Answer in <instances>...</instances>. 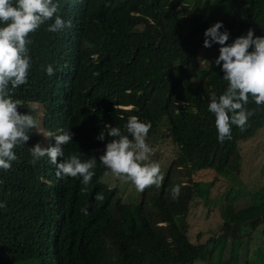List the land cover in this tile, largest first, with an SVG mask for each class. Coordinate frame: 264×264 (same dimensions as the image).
<instances>
[{
  "label": "trees",
  "instance_id": "16d2710c",
  "mask_svg": "<svg viewBox=\"0 0 264 264\" xmlns=\"http://www.w3.org/2000/svg\"><path fill=\"white\" fill-rule=\"evenodd\" d=\"M53 2L71 27L51 33L47 27L53 21H48L29 35L28 82L12 97L38 104L42 129L54 135L71 130L73 142L64 146V159L95 156L97 166L85 191L80 177L57 178L47 158L33 165L29 148L43 145L45 138L31 130L26 145L14 149L11 170H0V202L5 204L0 208V264H264V239L256 242L252 257L243 250L264 223V183L247 191L240 207V189L230 186L217 232L204 242H192L187 234L193 206L198 200L204 204L218 176L237 180L238 142L264 124V105L250 97L246 107L254 115L246 129L232 126V139L218 142L207 106L210 94H222L227 82L219 66L197 68L201 49L221 47L204 48V32L220 21V31L230 34L228 44L249 29L264 36V0ZM49 64L52 76L44 71ZM132 116L151 122L147 143L167 139L176 151L161 187L138 192L132 186V194L123 195L103 182L107 170L98 159L111 138L107 133L104 141L96 137L105 124L123 131ZM161 120L164 129L157 134ZM54 145V139H46L44 147ZM204 170L214 172L208 181L197 178ZM175 185L181 190L174 200ZM24 192L49 198L51 204L18 201ZM97 194H103L102 202ZM29 241L57 251L28 259Z\"/></svg>",
  "mask_w": 264,
  "mask_h": 264
},
{
  "label": "clouds",
  "instance_id": "9594fccd",
  "mask_svg": "<svg viewBox=\"0 0 264 264\" xmlns=\"http://www.w3.org/2000/svg\"><path fill=\"white\" fill-rule=\"evenodd\" d=\"M59 5L53 0H0V170L10 171L12 162L17 160L14 151L18 146H25L31 137V130L40 139H54L55 145L44 147L37 143L29 148L31 163L37 164L42 158L54 166L57 178H81L87 190L97 166L95 156L82 161L79 154H72L64 159V146L73 142L71 130H62L54 135L41 129L37 120L38 104H21L13 99L12 92L28 82L31 59L28 46L32 41L28 38L48 21L47 31L59 33L71 27V21L65 22L57 12ZM223 23L217 21L204 32L203 47L210 48L213 43L220 45L219 55L212 62L221 68L222 79L227 87L222 94H210L207 110L215 117L214 124L217 140L224 143L232 139V126L242 131L248 126L249 118L254 113L247 109L249 98L256 105H264V36H254L249 29L244 36L235 38L228 44L229 32L222 29ZM208 62V61H207ZM208 65L210 66L209 62ZM44 71L48 76L54 75L52 65H47ZM40 112V111H39ZM231 114V115H230ZM152 127L150 121L142 122L132 116L124 125V130L108 124L105 131H100L96 137L105 140V133L111 138L105 144L100 164L107 170L105 175L111 174L123 183H131L136 191L143 192L146 188L161 187L164 175L160 165L156 162L148 163L153 149L147 144L146 138ZM62 129V128H59ZM63 159L58 162V158ZM50 179L43 181L47 184ZM1 187V180H0ZM181 186L175 185L171 189L172 199H178ZM95 199L103 201V194H97ZM18 201L27 204H51L46 197H29L26 192ZM5 207L0 202V208ZM81 211L88 215L87 209ZM57 250L44 244L29 241L26 255L29 258L41 259L46 254Z\"/></svg>",
  "mask_w": 264,
  "mask_h": 264
},
{
  "label": "rangeland",
  "instance_id": "374dc122",
  "mask_svg": "<svg viewBox=\"0 0 264 264\" xmlns=\"http://www.w3.org/2000/svg\"><path fill=\"white\" fill-rule=\"evenodd\" d=\"M219 48L201 49L196 57L198 58L200 56V62L197 68L208 67V62L211 67L216 66L212 62L219 55ZM195 69L192 68V76H194ZM190 84L191 81L188 80L185 85L189 86ZM39 111L40 109L38 107V116L40 115ZM34 118L37 120L38 124H40L39 118ZM163 129V120H161L158 125L157 134L162 133ZM147 144L153 149V154L150 156L148 163H158L161 172L164 174L165 169L169 166L171 160L175 156V146L167 139H157L153 144ZM238 147L241 159L239 162L240 172L237 180L234 182H228L221 176H218L210 190L207 200L203 202L204 204L198 200L193 206L194 208L192 209L189 218V229L187 233L188 238L192 242H204L209 236L217 232L221 221L219 214L223 202L222 200L224 198V193L227 192L230 186H232L236 192L240 189L238 190L240 191V195L236 201V206L240 207L245 204V199L249 197L247 191L250 192L256 190L260 184L264 183V124L256 129L252 136L240 140L238 142ZM213 175V171L204 170L197 173V178L208 181ZM103 182L109 186L116 185L122 190L123 195L132 194L130 189L133 185L131 183H123L111 174L104 175ZM259 239H264V223L261 224L259 228L243 243V250L247 253L248 257L253 256V251L256 248V244L260 241ZM226 249H228V246Z\"/></svg>",
  "mask_w": 264,
  "mask_h": 264
}]
</instances>
